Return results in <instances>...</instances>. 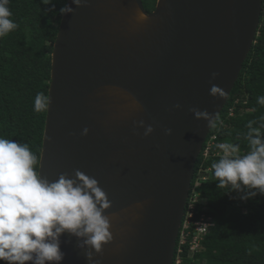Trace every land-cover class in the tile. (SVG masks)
<instances>
[{
    "label": "water",
    "instance_id": "95a60500",
    "mask_svg": "<svg viewBox=\"0 0 264 264\" xmlns=\"http://www.w3.org/2000/svg\"><path fill=\"white\" fill-rule=\"evenodd\" d=\"M262 1L157 0L147 11L142 0L79 7L66 0L74 12L61 16L53 43L38 171L55 181L80 170L107 193L113 240L94 253L100 264H173L211 129L189 109L219 116L254 42ZM212 85L223 96H211ZM141 120L154 128L147 137L134 125ZM60 241V264H89L76 237Z\"/></svg>",
    "mask_w": 264,
    "mask_h": 264
},
{
    "label": "trees",
    "instance_id": "16d2710c",
    "mask_svg": "<svg viewBox=\"0 0 264 264\" xmlns=\"http://www.w3.org/2000/svg\"><path fill=\"white\" fill-rule=\"evenodd\" d=\"M142 1L151 11L157 0ZM65 3L10 0L17 28L0 39V137L29 145L38 158L46 112L34 111V98L38 92L48 95L51 53L62 16L59 9ZM260 96H264V0L254 42L217 117V127L207 135L206 141L214 136L216 142L208 156L201 150L194 167L188 202L197 195L196 209L211 215L214 222L193 254L196 264H264V195L241 199L242 192L218 189L212 168L223 154L221 144L238 143L241 155L249 150L245 139L249 121H256L253 126L264 133ZM184 254V264H191Z\"/></svg>",
    "mask_w": 264,
    "mask_h": 264
},
{
    "label": "clouds",
    "instance_id": "9594fccd",
    "mask_svg": "<svg viewBox=\"0 0 264 264\" xmlns=\"http://www.w3.org/2000/svg\"><path fill=\"white\" fill-rule=\"evenodd\" d=\"M44 3L51 4L52 0H44ZM72 3L79 7L86 5L87 0H72ZM9 5L10 0H0V39L17 28ZM59 12L71 14L74 8L65 5ZM218 75L212 73V79ZM223 94L219 86L210 88L213 97ZM257 102L264 106V96L258 97ZM50 103L48 95L38 92L34 111L47 112ZM174 107L179 109L181 105ZM189 111L197 120H206L209 127H217V118L207 111L195 107ZM255 123L249 121L247 124L245 139L249 150L245 154L241 155L238 143L221 144L223 154L212 165L213 175L219 181L217 188L242 192L241 199L264 195V133L253 126ZM134 125L145 129V137L154 131L153 126L145 125L143 120ZM88 131L85 127L81 135L86 136ZM171 132L165 129L166 135ZM38 165L39 158L29 145L0 137V261L5 264H60L64 259L60 237L67 233L77 238L80 249H88L85 256L89 264H100L94 259V253L101 254L104 246L113 240L110 219L104 214L111 207L107 193L97 179L80 170L75 171L74 177L62 173L57 180L49 181L41 176Z\"/></svg>",
    "mask_w": 264,
    "mask_h": 264
},
{
    "label": "built area",
    "instance_id": "2783aa9c",
    "mask_svg": "<svg viewBox=\"0 0 264 264\" xmlns=\"http://www.w3.org/2000/svg\"><path fill=\"white\" fill-rule=\"evenodd\" d=\"M213 138L214 136L210 137L202 149V155L204 157L209 155L212 146L215 144ZM197 201H199V198L197 195H194V197L186 203L176 241L174 264H184L185 252L186 257L190 258L191 264H196L193 254L200 246L201 237L206 234L213 225L212 217L209 214L203 211L198 212L194 204ZM202 209L206 210L207 207L204 206Z\"/></svg>",
    "mask_w": 264,
    "mask_h": 264
}]
</instances>
